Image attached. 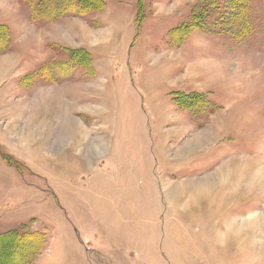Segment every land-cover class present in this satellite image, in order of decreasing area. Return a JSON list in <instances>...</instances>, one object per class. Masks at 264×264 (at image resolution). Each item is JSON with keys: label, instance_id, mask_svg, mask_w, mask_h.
I'll return each instance as SVG.
<instances>
[{"label": "rangeland", "instance_id": "374dc122", "mask_svg": "<svg viewBox=\"0 0 264 264\" xmlns=\"http://www.w3.org/2000/svg\"><path fill=\"white\" fill-rule=\"evenodd\" d=\"M26 1L0 0V264H264V0Z\"/></svg>", "mask_w": 264, "mask_h": 264}, {"label": "trees", "instance_id": "16d2710c", "mask_svg": "<svg viewBox=\"0 0 264 264\" xmlns=\"http://www.w3.org/2000/svg\"><path fill=\"white\" fill-rule=\"evenodd\" d=\"M27 3H30V0L26 1ZM35 2H37L36 5H34V0H32V19L34 22L38 23L41 21H47V22H55L60 20L62 17L66 16V15H70V14H75V15H79L82 14V12L86 9V7L90 8V4L89 2H87L86 0H36ZM31 4V5H32ZM2 34V33H1ZM0 34V35H1ZM1 39V37H0ZM74 58V59H73ZM72 61L75 63V57H72ZM77 63V62H76ZM50 69V68H49ZM48 69V77L52 80L55 81V79L53 78V75L51 73V70ZM34 236V235H32ZM11 237V234L7 233V234H3L0 235V244L7 240V238ZM18 239H22L20 241L25 240V237H17ZM20 248L17 247H8V251L10 250H15L17 251L18 254V250ZM7 251V252H8ZM11 251V252H13Z\"/></svg>", "mask_w": 264, "mask_h": 264}, {"label": "bare ground", "instance_id": "6f19581e", "mask_svg": "<svg viewBox=\"0 0 264 264\" xmlns=\"http://www.w3.org/2000/svg\"><path fill=\"white\" fill-rule=\"evenodd\" d=\"M0 72L2 75H0L1 77L4 75V67H0ZM37 115H39L38 113H36ZM37 117V116H36ZM245 171V170H244ZM174 193V192H173Z\"/></svg>", "mask_w": 264, "mask_h": 264}]
</instances>
